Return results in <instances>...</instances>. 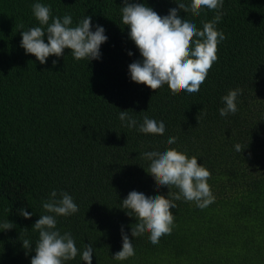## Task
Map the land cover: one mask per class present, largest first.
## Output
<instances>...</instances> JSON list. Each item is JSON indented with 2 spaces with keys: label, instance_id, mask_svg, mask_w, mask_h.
<instances>
[{
  "label": "trees",
  "instance_id": "obj_1",
  "mask_svg": "<svg viewBox=\"0 0 264 264\" xmlns=\"http://www.w3.org/2000/svg\"><path fill=\"white\" fill-rule=\"evenodd\" d=\"M33 2L0 0V223L14 224L0 231V264H30L34 252L26 254L22 241L35 247L31 226L52 189L68 192L78 205L76 213L58 216L56 226L71 233L78 249L92 243V264H264V0H224L217 28L226 38L194 93L128 79L127 65L139 53L121 22V0H41L52 15L71 14L73 24L91 16L108 39L100 60H75L65 48L40 64L19 46L20 26L38 25ZM143 2L162 16L174 0ZM180 12L197 28L215 14ZM236 88L237 111L221 117V97ZM120 110L138 120L147 110L166 121L165 131L123 127ZM169 135L175 145H166ZM166 146L196 156L210 171L215 200L204 209L175 201L174 227L153 245L147 231L131 233L135 213L120 208V200L133 186L168 192L154 187L141 155L143 147ZM21 207L33 215L20 216ZM122 224L135 247L124 259L112 257L122 245ZM66 264L84 262L78 253Z\"/></svg>",
  "mask_w": 264,
  "mask_h": 264
},
{
  "label": "clouds",
  "instance_id": "obj_2",
  "mask_svg": "<svg viewBox=\"0 0 264 264\" xmlns=\"http://www.w3.org/2000/svg\"><path fill=\"white\" fill-rule=\"evenodd\" d=\"M224 0H174L168 11L158 15L143 0H121V22L127 26V36L139 53V58L127 65V77L130 81L143 84L148 88L160 87L167 82L174 91L188 93L198 92L206 79L208 70L216 61L217 45L226 37L217 23L222 18ZM199 16L205 9L214 11L211 20L203 21L202 28L188 15H182L180 8ZM32 15L38 25L24 29L20 26L19 46L25 54H33L35 59L44 64L50 55L61 57L64 49L70 50L75 60L88 62L100 60L101 45L108 37L103 25L92 22L91 16H84L73 24L71 14L55 16L49 5L41 0H34L31 5ZM51 21V22H49ZM127 55L133 52L127 50ZM57 61H52L55 64ZM240 89H229L221 97L223 106L218 109L221 117L237 111V97ZM134 112V111H133ZM118 119L123 127L137 132L163 133L166 121L162 117L143 111L142 119H137L127 110L118 112ZM177 138L169 135L166 145H175ZM235 150L241 153L242 147L235 144ZM147 161V172L155 180L154 187L166 186L168 192H146L142 188L131 187L120 200V208L133 216L135 222L130 224L134 236L147 231L148 239L153 245L158 244L162 235L170 234L174 227V214L170 209L176 208L175 201L194 202L195 206L204 209L214 202L215 196L207 183L210 171L196 156H189L176 147H143L141 150ZM175 188L177 191L171 192ZM44 214L32 224L38 232L35 247L28 239L22 241V247L34 252L30 264H66L74 260L78 253L84 264H92L93 245L88 243L78 249L71 233L57 228L58 216H70L76 213L78 205L66 191L52 189L42 202ZM19 215L25 219L33 211L19 209ZM13 223L5 220L0 223V231L13 228ZM122 245L112 257L124 259L135 253L133 239L121 225Z\"/></svg>",
  "mask_w": 264,
  "mask_h": 264
}]
</instances>
